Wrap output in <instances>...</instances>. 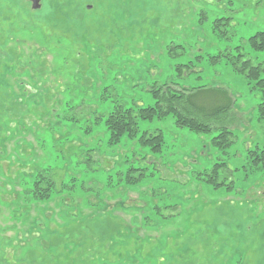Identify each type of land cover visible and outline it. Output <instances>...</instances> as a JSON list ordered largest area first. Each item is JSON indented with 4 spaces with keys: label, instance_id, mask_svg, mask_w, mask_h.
Wrapping results in <instances>:
<instances>
[{
    "label": "rangeland",
    "instance_id": "1",
    "mask_svg": "<svg viewBox=\"0 0 264 264\" xmlns=\"http://www.w3.org/2000/svg\"><path fill=\"white\" fill-rule=\"evenodd\" d=\"M40 3L31 9L27 0H0V264H29L31 250L34 263L53 264L37 263L36 253L67 213L80 218L71 232L82 244L74 249L59 238L51 248L58 264H264V170L253 172L248 157L264 145L261 93L225 57L210 59L242 45L253 63L264 60V51L246 44L264 30V0ZM218 17L231 18L223 38L213 30ZM190 62L194 71L178 76L176 65ZM154 82L232 94L236 121L226 156L233 189L191 177L223 152L208 144L215 131L178 127L171 115L138 121L137 135L161 130V155L150 154L160 165H150L153 175L135 187L124 178L122 160L149 150L137 139L108 145L105 118L115 101L152 105ZM39 170L54 180L53 198L14 215L12 187L20 190ZM146 201L175 205L166 213L178 215L142 227Z\"/></svg>",
    "mask_w": 264,
    "mask_h": 264
},
{
    "label": "trees",
    "instance_id": "2",
    "mask_svg": "<svg viewBox=\"0 0 264 264\" xmlns=\"http://www.w3.org/2000/svg\"><path fill=\"white\" fill-rule=\"evenodd\" d=\"M69 21L62 19L59 24L63 23V27H66L69 26ZM230 21V17H218L214 20L213 30L218 37H226L228 29L223 28V26L225 24L229 25ZM246 44L252 51H264V30L257 31L249 36L246 39ZM244 48L242 45H237L233 48L234 53L230 50L220 51L215 55H210V59L214 62L225 57L235 71L245 75L247 83L250 84V88L256 89L261 93L262 100L257 104V112L258 117L263 118L264 75L261 76V73L264 72V60L253 63L247 57ZM8 65L9 63L5 67ZM195 67L197 66L193 62H190V65H176V70L178 76L181 77L184 73L193 72ZM24 75L26 74H22V76ZM148 91L154 99L152 105L126 107L119 101H115L113 109L105 118V127L109 133L108 145L118 146L125 138L132 141L137 139L140 146L147 147L149 150V153L145 152L142 155L133 153L132 159H128L127 161L122 160V163H128L126 164L124 178L135 187L137 186L136 184L142 183L144 178L153 175L151 170H158V166L160 165L158 158L151 155H161V150L164 145L162 132L160 129L153 131L146 129L140 135H137L139 132L138 121L153 120L154 118L161 119L171 115L174 123L178 127H185L191 131L204 134H210L215 131L216 134L210 137L208 144L210 147H214L223 152V155L218 156L210 168H200L194 171L191 177L199 181H204L213 189L222 187L226 190L233 189L235 186L233 177L234 170L230 169L226 156L227 149L231 146L232 137L234 136L232 125L236 121V117L232 112L235 103L232 94L230 92L228 93L224 88L208 87V85L197 87L179 86L176 82H165L162 84L154 82L149 86ZM248 157H251L250 161L254 164L252 165L253 172L264 170V145L261 148L249 150ZM150 165L152 169L149 168ZM117 174L121 177L120 170L117 171ZM145 186L147 187V185ZM10 187V185L8 187L6 186L8 190ZM54 188V180L43 170L37 171L33 178L27 176L22 182L20 190L15 191L12 187V191L18 195L16 196L17 198H14V200L18 199L15 202L14 215L20 216L28 208L40 205L41 203L44 204L48 199L53 198ZM145 193H148L147 189L139 194L145 198L147 196L144 195ZM152 194H156L155 189L152 190L150 195ZM65 206V204H61V207ZM173 208H175V205L169 203L163 205L162 203L146 201L142 206L144 214L141 213V217L137 222H141L142 227H155L168 221L169 218L178 215L176 213H166L169 212V209ZM65 216L67 219L62 220V226H54L53 229L49 228L50 231L54 232L51 233L52 239L49 241L46 239L41 240L44 242L42 246L43 252L36 253V256L39 257L37 263H42L40 259L48 258L53 264H58L56 258L53 259L51 257V248L58 245L56 241L59 238L68 241L67 244L73 245L74 249L77 245L76 242L82 244V241H74L71 232L74 231L71 229H74L80 219L78 214L72 216V214L67 213ZM33 252H37V250L30 251L28 255L29 264H36L34 263L35 258L33 257Z\"/></svg>",
    "mask_w": 264,
    "mask_h": 264
},
{
    "label": "water",
    "instance_id": "3",
    "mask_svg": "<svg viewBox=\"0 0 264 264\" xmlns=\"http://www.w3.org/2000/svg\"><path fill=\"white\" fill-rule=\"evenodd\" d=\"M27 1L30 3L31 9H38L41 6L40 0H27Z\"/></svg>",
    "mask_w": 264,
    "mask_h": 264
}]
</instances>
